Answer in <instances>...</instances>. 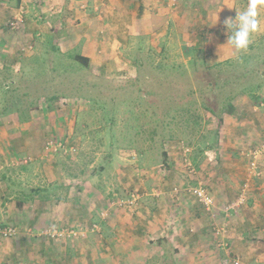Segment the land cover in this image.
I'll use <instances>...</instances> for the list:
<instances>
[{"label":"rangeland","instance_id":"374dc122","mask_svg":"<svg viewBox=\"0 0 264 264\" xmlns=\"http://www.w3.org/2000/svg\"><path fill=\"white\" fill-rule=\"evenodd\" d=\"M251 2L258 10L260 28L252 35L246 51H237L231 45L228 37L232 34V26L229 22L227 31L225 24L229 18L220 23L222 28L215 26V30L212 24H208V29L194 24L199 19L192 26L188 20V39L183 49L167 51V44L160 54L151 52L154 49H146L155 55L149 57V65L140 72L153 78L152 72L159 71L161 78L157 76L156 82L150 79L141 85L139 65L134 63L137 52L122 49L123 57L125 54L132 57L126 56L128 59L123 60L121 54L118 55L126 64L122 66L126 69L124 82L117 89H112L114 84L103 87L99 92L101 95L98 90L89 91L95 103L103 106L101 121L111 125L113 118L121 119L125 126L122 133L117 134L115 132L119 131L116 130L113 137L90 133L87 146H79V151L75 145L78 139L73 144L74 135L67 136L69 133H62L64 136L60 139L53 136L54 133H48L50 136L44 139L42 156L57 157L68 165L63 178L71 170L81 179L98 169L100 164H106L93 177L95 184L86 191H79L94 195L82 201L89 209V222L84 224L90 230L87 238L94 240L95 234L102 242L96 248L98 254L93 252V255L105 257V250L100 248L111 247L107 254L110 260L95 259L94 264H264V0ZM249 4L250 0L240 1L242 7L236 16ZM216 6L210 4L212 10ZM20 7L25 13V5L22 3ZM96 11L101 16L99 7ZM203 22L207 24V18ZM22 26L23 21L19 30L13 31L15 37L21 33ZM197 31L221 36L229 33L226 40L235 49L236 56L230 62L219 64L210 63L208 59L196 71L189 64L196 58L203 59L200 49L208 55L210 52L208 35L198 40ZM46 41L51 43L49 39ZM23 46L24 43L19 45V50L31 48L21 53L17 50V55L34 49L33 42ZM156 48L158 50L160 46ZM184 49L186 57L195 58L186 61L182 74H176L184 79L178 78L180 82L168 86L167 80L175 74L172 70L178 71V64L182 66V57L174 58L173 63L168 62H171L168 57L171 53H184ZM7 64L0 69V227H11L16 234L20 231L31 234L29 228L21 230L24 226L21 218L8 212L17 203L14 201L17 193L27 191L26 182L16 172L28 163L26 166L30 170L36 169L37 157L20 151L21 155L10 158L7 153L10 144L5 139L19 133L21 124L29 123L34 127L42 124L38 118L41 114H48L49 118L55 116L54 119L61 113L68 115L73 107L63 105V100L59 101L63 107L60 104L36 105L39 98L53 96L46 88L40 89L42 83H35L44 78V73H49L54 64L64 68V74H76L73 71L81 64L70 63L67 56L53 59L45 55L21 56L11 65ZM49 75L53 80L52 71ZM163 80L167 83L166 88L156 90L152 86ZM67 85L57 87V91L74 98L71 92L74 87ZM81 92L88 93L87 89ZM154 97H159L162 103L155 106ZM68 107L70 109L65 112ZM33 110L35 113H31ZM117 113L118 117L114 116ZM9 115L13 117L7 118ZM20 133L29 131L23 125ZM37 133L42 132L37 130ZM51 140L56 144L53 150L46 145ZM218 149L224 153L219 155ZM218 159L225 165H232L231 176L222 173ZM198 188L212 199L210 210L198 202L195 194ZM131 195H138L137 201L131 200ZM10 216L13 217L8 219ZM157 217L163 218L160 230L157 229ZM199 227L207 229L208 234L214 233L211 236L218 240L214 250L206 241L208 238L193 236ZM60 230L64 234L58 232L55 235V231L47 230L34 234L37 237L49 234L47 237L54 240L69 236L70 239L82 238V230ZM15 236L0 239V260L4 259L2 255L10 254V240ZM160 239L165 240L162 246L157 243ZM194 239L201 241L200 246L204 248L188 247Z\"/></svg>","mask_w":264,"mask_h":264},{"label":"crops","instance_id":"0c3cea01","mask_svg":"<svg viewBox=\"0 0 264 264\" xmlns=\"http://www.w3.org/2000/svg\"><path fill=\"white\" fill-rule=\"evenodd\" d=\"M240 1L243 0H0V69L5 68V63H8L6 66H9L19 60L21 56L28 58L29 56L45 55L53 59L59 56H67V60L72 64L76 62L73 56L78 55L85 59L82 62L77 61L81 66L73 71L76 74H64V68H58L54 64V67L51 68L53 80L49 79L50 71L47 74L44 73V78L42 77L35 83H42L40 89L46 88L52 92L51 95L53 96L45 95L39 98L38 102H35L36 105L54 106L59 105V101L63 100V105L73 107L72 109L69 107L65 109V112L70 109L69 114H58L55 119V116L49 118L48 114H41L36 117L40 118L42 124H36V127L29 123L21 124L20 126L23 127L24 125L25 130H28L29 133H20L21 127L19 133L10 134L5 139L10 144L7 148L10 158L21 155L19 154L20 151L24 154L32 153L36 155L38 164L37 168L33 170L26 166L30 163L24 164L20 167L21 170L16 172V175H21L22 180L26 182L27 191L17 193V197L14 199L17 203L8 212V214L12 213L14 217L22 219L24 226L21 227V230L29 228L33 233L28 234L20 231L14 237L16 239L12 238L13 240H10V254L2 255L1 258L4 259L3 261L0 260V264H94L95 259L110 260L107 258L111 249L109 245H106V248H100L105 250L103 252L106 254L105 257L99 258L93 255L96 248H99L98 244H102V242L96 238L97 235L95 234L94 240L90 239L89 236L87 238L90 230L84 224L85 221H88L89 209L84 206L82 201L87 196L94 195L92 192L79 193V191H86L88 187L95 184L93 177L96 173H100L106 164H100L98 169H93L81 179L76 177L77 173L69 170L64 179L62 175L68 165L56 159L57 157L42 156L44 139L50 136L48 133H54L53 136L58 139L64 136L62 133H69L70 135L67 136L74 135L73 144L78 139L75 145L78 146L79 151V146L81 148L83 144L85 147L87 146L88 138L91 137L90 133L97 136L102 133L109 137H113L116 130L119 132L115 133H122L125 126L121 119L113 118L111 125L101 121L103 106L95 103L89 92L90 90H98L99 93L103 87H111L112 84H114L112 89H117L119 84L124 82L123 76L126 69L122 66L126 64L122 63L121 59H128L126 56L132 57L126 54L123 57L124 53L122 54L120 51L123 49L122 51L137 52L138 58L134 63L139 65V74L141 73L140 69L143 72V67L149 65L151 60L149 57L155 55L146 49H154L151 52L158 54L161 53L160 50L165 49V44H167V51L183 49L188 39L186 21L189 20L192 26L196 19H199V22L194 24L198 23L207 29L208 24H212L215 30V26L219 27L223 20L234 19L237 11L242 7L239 5ZM22 3L25 5L23 26L20 29L21 33L19 32L20 34L15 37L13 31L6 28V24L22 6ZM212 3L218 5L214 10L210 7ZM98 7L99 11L102 12L101 16L96 11ZM206 18L207 24L203 22ZM220 27L222 28V26ZM199 32L196 33L198 40L208 35L206 38L210 42V52L208 55L202 48L200 49L203 59L198 60L199 58H196L194 62L189 64H192L191 66L196 71L201 68L202 63H207L208 59H210V63L219 64L230 62L236 56L235 49L226 40L229 33L226 32L224 36H221L213 34L214 32H210L212 34L208 31ZM46 39L51 40V43L47 42ZM192 40L194 39L192 38ZM31 42H33V51L17 55L19 45L24 43L23 47H26ZM176 43L179 45L176 46ZM156 46H160V48L157 50ZM19 51L21 53L22 50ZM182 51L184 53L180 52L177 55L171 53V56L168 57L171 60V62L168 61L169 63H173V59L176 57H182L180 59L182 66L178 64L180 67L178 71L172 70V73L175 74H171L173 76L167 80L168 86L182 81V78L184 79V77H179L176 74H182L181 71L186 69V61L189 62L194 57H186L185 49ZM119 54L122 56L121 59L118 57ZM26 64L32 67L30 63ZM53 73L57 76L54 77ZM152 73L153 78L147 76L146 73L144 75L141 73L138 77L141 79L139 83L143 85L150 79L156 82V78H161L158 74L159 71ZM67 84L74 87L71 91L74 98L57 91V87L68 86ZM152 86L158 90L159 87L166 88L167 83L163 80L160 84L158 82ZM82 89H87L88 93L84 94L81 92ZM153 99L155 106L163 101L159 97ZM34 111L31 113H35ZM114 116L118 117V113ZM10 117L13 116L9 115L7 118ZM43 121L46 122L43 123ZM37 130L42 133H37ZM218 151L219 155L224 153L221 149ZM218 163L221 165L222 173L232 175V165H225L221 160ZM86 171L88 170L86 169ZM224 178L227 180L226 176ZM229 179L232 181V177ZM80 186L86 188L79 189ZM162 220L163 218L157 217L156 223L159 230ZM90 222L92 221L90 220ZM61 228L74 229L77 232L82 230V238L70 239L69 236L54 240L47 237L48 234L40 235L41 237L35 235L39 231L47 230L48 232V230L53 229L59 231ZM193 236L195 238L198 236L208 238L206 241L210 242V248L214 250L207 229L199 227ZM195 241L194 239L189 242L188 247L197 245L200 249L204 248V246H200L202 245L201 241Z\"/></svg>","mask_w":264,"mask_h":264},{"label":"clouds","instance_id":"9594fccd","mask_svg":"<svg viewBox=\"0 0 264 264\" xmlns=\"http://www.w3.org/2000/svg\"><path fill=\"white\" fill-rule=\"evenodd\" d=\"M229 22L232 26V34L228 37L231 45L237 51H246L251 43L252 35L260 28L257 8L252 6L250 0V4L245 11L240 12L239 16H235L233 20L226 21L227 31Z\"/></svg>","mask_w":264,"mask_h":264},{"label":"built area","instance_id":"2783aa9c","mask_svg":"<svg viewBox=\"0 0 264 264\" xmlns=\"http://www.w3.org/2000/svg\"><path fill=\"white\" fill-rule=\"evenodd\" d=\"M23 10H24L23 7H20L19 10L13 15L12 19L7 22V24H6L7 29H9L10 31H18L19 30L20 25L22 24V21H23V13H24ZM30 48L31 47L28 46V47H26V49L23 48L22 51L24 52L26 50H29ZM46 145L48 148H50L52 150L54 149V146H56L55 142L52 140L50 142H48ZM60 146L61 145H58V147H60ZM195 194H196L198 202L202 206H204L207 210H210V207L212 206V199L201 188H198L195 191ZM137 199H138V195H131V200H133L135 202V201H137ZM13 230L14 229L11 227H0V239L15 236L16 233ZM52 231L56 232L55 235L58 232H61L62 234H64L63 231H57L55 229L48 230V232H52Z\"/></svg>","mask_w":264,"mask_h":264},{"label":"trees","instance_id":"16d2710c","mask_svg":"<svg viewBox=\"0 0 264 264\" xmlns=\"http://www.w3.org/2000/svg\"><path fill=\"white\" fill-rule=\"evenodd\" d=\"M73 59L77 62V61H79V62H82V61H85V59L84 58H82V57H80V56H78V55H76V56H73ZM11 217H13V216H10V218ZM2 227V226H1ZM212 234H214V233H211V234H209L210 235V239H211V241H212V243H213V246H214V249L217 247V243H218V240H217V238L215 237V236H211ZM16 236H17V234H16ZM15 236V237H16ZM41 236H43V235H41ZM40 236V237H41ZM50 238V237H49ZM51 239H54V238H51ZM165 242V240H162V239H160V240H158L157 241V243L160 245V246H162V244Z\"/></svg>","mask_w":264,"mask_h":264}]
</instances>
